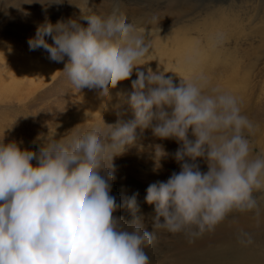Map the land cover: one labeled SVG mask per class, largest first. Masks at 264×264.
I'll list each match as a JSON object with an SVG mask.
<instances>
[{
  "label": "clouds",
  "instance_id": "clouds-1",
  "mask_svg": "<svg viewBox=\"0 0 264 264\" xmlns=\"http://www.w3.org/2000/svg\"><path fill=\"white\" fill-rule=\"evenodd\" d=\"M39 2L47 8L62 0ZM118 13L114 8L107 19L82 14L87 27L76 19H46L28 40L30 49L42 47L51 60L67 57L63 71L74 103L84 95L110 99L109 90L135 70L132 91L118 94L132 118L124 120L117 111L114 124L79 142H73L76 131L60 139L49 131L37 137L43 140L38 151L0 141V264H150L145 249L156 232L146 230L138 215L139 194L122 202L112 195L115 159L146 129L179 145L172 155L180 170L146 189L144 199L154 205V229L183 232L193 242L233 210L254 208L252 193L264 191V156L250 157L245 131L253 124L237 98L219 89L206 92L198 81L176 83L160 64L156 70L140 68L152 52L151 33ZM153 152L159 168L169 153L161 144ZM122 207L132 213L130 222L115 215ZM238 240L253 242L243 230Z\"/></svg>",
  "mask_w": 264,
  "mask_h": 264
},
{
  "label": "rangeland",
  "instance_id": "rangeland-1",
  "mask_svg": "<svg viewBox=\"0 0 264 264\" xmlns=\"http://www.w3.org/2000/svg\"><path fill=\"white\" fill-rule=\"evenodd\" d=\"M114 8L136 29L151 33L152 52L148 64L140 68L147 71L150 66L156 70L160 64L176 83L181 78L198 81L206 92L219 89L235 96L242 114L253 124L251 132L245 131L252 149L250 157L264 156V0H62L47 8L39 0H0V141H15L21 148L38 151L43 140L37 137H46L49 131L57 132L56 139L76 131L73 142H79L105 131L106 123L114 124L117 111L123 113L124 120L132 118L129 106L118 94L126 96L132 91L135 70L132 77L109 90L110 99L102 101L98 96L84 95L80 103H74L73 86L63 71L67 57L57 62L49 59L42 47L30 49L28 44L46 19L52 23L76 19L87 27L82 14L96 13L107 19ZM46 38L52 42L51 37ZM155 144L163 145L169 153L159 168L154 159ZM176 146L175 140H160L146 129L139 134L137 144L114 161L112 195L120 202L138 193L143 222L151 228L154 205L144 208L141 203L150 184L166 181L176 172L179 164L172 155ZM252 195L256 206L244 211L247 222L240 221L252 236L251 244L264 240V228H251L256 223L264 226V191H254ZM240 213L233 210L226 218ZM118 214L119 211L115 213ZM157 231L155 242L167 246L160 257L162 263L175 264V237L166 229ZM214 239L205 248L209 249L207 259L224 253L214 247L218 238ZM219 262L233 264L229 260L204 264Z\"/></svg>",
  "mask_w": 264,
  "mask_h": 264
},
{
  "label": "bare ground",
  "instance_id": "bare-ground-1",
  "mask_svg": "<svg viewBox=\"0 0 264 264\" xmlns=\"http://www.w3.org/2000/svg\"><path fill=\"white\" fill-rule=\"evenodd\" d=\"M178 147L179 145L176 146V148ZM199 162H200L201 170L207 171V164L203 160H200ZM174 170L178 172L180 170V166H178ZM164 175L166 174H160V176L162 177ZM255 195L257 196L258 194ZM120 200H121L120 202H122V199ZM141 204L144 208L145 206L149 207V204L146 203L145 199H143V202ZM119 212L120 214L116 216L123 217L125 221L130 222L133 219L132 213L128 209L122 207L119 210ZM142 214L143 212L140 210L138 215L141 216ZM262 217L263 216H260L259 219H262ZM226 220H233V221H226ZM226 220H224L219 225H217L213 231L206 232L204 235L200 236L199 238H196L193 242H189L188 237L183 232L172 234L166 231L175 237V242H174L175 255H176L174 257V261L176 260L175 264H204L206 262H212L216 260H229V261H233L232 262L233 264H258L260 263V260L264 261V240L259 243L254 242L253 244H241L238 240V235L240 231L243 230L244 232H246L244 228H242L243 225L240 224L241 220L243 222H247L249 220L248 216L245 215V212H242L237 216H233V218L232 216L228 219L226 218ZM143 224L146 230H148L149 232L155 231L156 235L157 232L160 231V230L159 231L155 230L154 227L153 228L149 227V223L143 222ZM238 224L239 226H237ZM251 228L262 229L264 228V226L256 223V224H252ZM214 238H218V243L215 244L214 247L223 250L224 253H222L219 256L216 255L214 259H207L205 257V254H207V251L209 249H205V248L209 244H211V241ZM155 240L158 241L157 238H155L151 247L146 248L145 252L149 257L150 264H164L162 263V259L160 257L161 255L165 254L163 252L164 250H167L166 248L167 246L164 244H157ZM213 242L215 243V239L213 240ZM159 248L161 249L160 251ZM156 252L160 254H156Z\"/></svg>",
  "mask_w": 264,
  "mask_h": 264
}]
</instances>
